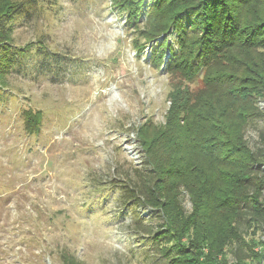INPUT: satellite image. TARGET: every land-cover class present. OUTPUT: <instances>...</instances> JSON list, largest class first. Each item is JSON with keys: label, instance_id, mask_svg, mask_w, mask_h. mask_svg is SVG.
Segmentation results:
<instances>
[{"label": "rangeland", "instance_id": "1", "mask_svg": "<svg viewBox=\"0 0 264 264\" xmlns=\"http://www.w3.org/2000/svg\"><path fill=\"white\" fill-rule=\"evenodd\" d=\"M9 1L24 8L6 24L15 63L0 75V264H166L161 214L126 188L148 170L137 129L164 124L175 85H202L168 72L178 31L153 37L159 0ZM262 131L264 119H251L243 135L262 153L264 183ZM176 192L184 218L191 201ZM258 196L264 204V186ZM248 217L241 243L225 245L230 264H264L251 257L264 224ZM225 224L212 235L226 236Z\"/></svg>", "mask_w": 264, "mask_h": 264}, {"label": "trees", "instance_id": "2", "mask_svg": "<svg viewBox=\"0 0 264 264\" xmlns=\"http://www.w3.org/2000/svg\"><path fill=\"white\" fill-rule=\"evenodd\" d=\"M131 4L134 0L126 8ZM23 8L0 0L1 76L15 63L6 24ZM149 10L153 37L173 27L178 31L168 72L182 82L200 78L202 85L196 91L175 85L164 124L137 129L148 170L137 176L135 188L126 189L161 214L170 235L157 242L172 241L159 247L166 264H230L224 248L241 243L239 219L248 215L256 229L264 224V204L258 199L264 186L257 162L262 153L252 150L243 135L249 120L264 119L257 105L264 103V0H159ZM259 139L264 148L263 131ZM179 186L192 206L184 218L179 207L172 209ZM222 218L226 236L214 237ZM259 244V253L251 257L262 263L264 241ZM231 264L247 263L238 258Z\"/></svg>", "mask_w": 264, "mask_h": 264}]
</instances>
